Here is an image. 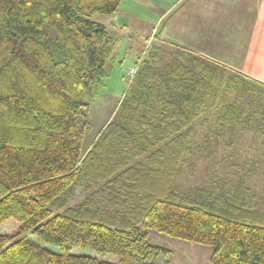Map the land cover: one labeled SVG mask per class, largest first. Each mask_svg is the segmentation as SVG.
I'll return each mask as SVG.
<instances>
[{
	"label": "trees",
	"instance_id": "16d2710c",
	"mask_svg": "<svg viewBox=\"0 0 264 264\" xmlns=\"http://www.w3.org/2000/svg\"><path fill=\"white\" fill-rule=\"evenodd\" d=\"M121 1L0 0V227L13 228L0 231V264H159L172 251L148 229L212 247V264H264L251 184L213 168L210 185H176L209 109L208 135L228 145L240 130L264 135L261 80L193 52L163 64L155 47L83 151L117 39L90 16Z\"/></svg>",
	"mask_w": 264,
	"mask_h": 264
},
{
	"label": "rangeland",
	"instance_id": "374dc122",
	"mask_svg": "<svg viewBox=\"0 0 264 264\" xmlns=\"http://www.w3.org/2000/svg\"><path fill=\"white\" fill-rule=\"evenodd\" d=\"M123 1L118 14L106 15L95 12L90 16L92 20L106 25L117 39L112 57L107 60L108 75L104 78L103 85L98 88L97 94L90 99V123L84 135L83 151L93 144L98 134L118 110L133 78L129 70L137 66L139 59L148 56L155 47L161 48L163 64L170 59V56L175 57L176 53L184 55L186 52L196 49L205 50L201 43L196 44L195 47L194 45L189 48L184 47L185 44L179 42L185 39L180 38L182 36L177 34L176 28L171 29L172 25L168 27L167 24L169 15L171 17L176 14L178 17L180 13L184 14L193 0ZM250 1L258 2L260 0ZM224 2L228 3L226 6L228 10L226 12L215 11L213 15L215 30L219 35L215 39L217 50L212 55L218 56L221 51L225 58H230L231 55L232 57L236 56L239 60L243 58V61L239 63L242 65L244 71L241 72L244 74L251 73L252 75V73L261 72L264 69V6L261 3L255 7L252 6L250 8L252 12L248 13V10H238L239 7L237 9L234 7L237 5L236 0H224ZM240 5L244 7L247 3ZM169 8H172V12L167 15ZM251 14H253L252 17ZM116 17L120 22L111 24ZM123 22L127 25H124ZM171 23L173 24V21ZM167 38L171 42L164 41ZM221 39L224 44L222 47L218 43ZM224 49L226 50L224 51ZM194 54L201 55L196 52ZM217 62L233 69V71H240L234 70L229 63V65L224 64L226 63L224 61ZM229 73L232 72L229 71ZM229 73L224 74L225 78ZM250 77L264 83V76ZM222 87L224 88L225 84ZM246 101L248 100L246 99ZM205 117L211 118L214 122L217 116H215L214 109L211 108ZM205 117L200 118L194 126L192 153L186 157L181 173L176 178V185L180 190L210 185L212 171L215 168L221 178L230 177L237 181L242 179L251 184L258 195L256 203L262 204L264 207V135L257 134L252 130H240L237 138L231 142V145H228L224 139L208 135L209 124L202 120ZM89 192L90 189L86 185L80 186L70 204L81 203ZM12 229V225L6 226L4 229L0 227V231H11ZM147 232L151 244L164 246L172 251L169 258L159 257L157 260L159 264H212L213 248L210 246L181 240L153 229H148Z\"/></svg>",
	"mask_w": 264,
	"mask_h": 264
},
{
	"label": "crops",
	"instance_id": "0c3cea01",
	"mask_svg": "<svg viewBox=\"0 0 264 264\" xmlns=\"http://www.w3.org/2000/svg\"><path fill=\"white\" fill-rule=\"evenodd\" d=\"M237 1V5H234V7L238 10H248L249 12L251 11V7H255L257 4H262V6H264V0H260L258 2H252L250 0H236ZM247 1V2H246ZM124 1H121L119 10L117 11L116 14L119 13L121 5ZM241 3H247L246 6H242L240 5ZM228 5V3L224 2V0H193L191 4H189L188 8H186V11L184 14H179L180 16L176 17V14H173L170 17V13L172 12V8H169V10L167 11V15L168 16V27L171 26V29L176 28L177 29V34H180L182 37L180 38H184L185 40H182L179 43L185 44L184 47H193L191 45L197 46L196 44H202L201 46L205 47V50H195L192 51L193 53H200L203 56L209 57L212 60L215 61H220V62H226L224 64H231V66L234 69H238L240 71H244L242 69V65H240V61H243V58L241 60H239L238 58H236V56L231 55V59L230 58H225L224 56H222L221 51H219L218 56L216 55H212L214 52H216V37L219 35L217 33V31L215 30V21H213V15L214 12H226L228 10V8L226 7ZM211 6V8H210ZM179 13V12H178ZM115 15V14H114ZM166 15V16H167ZM253 16V14H251V17ZM264 18V15H263ZM254 20V19H252ZM171 21H173V24L171 23ZM119 18L116 17L115 20H112L111 24H117L119 23ZM254 23V22H253ZM260 23H262V21H260ZM124 25H127L123 22ZM218 26V25H217ZM172 32V31H171ZM173 33V32H172ZM221 35V33H220ZM225 39V38H224ZM170 41V39H164V41ZM202 42H199V41ZM242 41V40H241ZM219 45L222 47V45L224 46L222 39L219 40ZM181 44V45H182ZM237 44H240L239 42H237ZM227 45V44H226ZM226 49H224L225 51ZM226 53V52H225ZM228 54V53H226ZM238 56V55H237ZM229 63V64H228ZM250 76H264V69L261 70V72L259 73H251L247 74Z\"/></svg>",
	"mask_w": 264,
	"mask_h": 264
},
{
	"label": "built area",
	"instance_id": "2783aa9c",
	"mask_svg": "<svg viewBox=\"0 0 264 264\" xmlns=\"http://www.w3.org/2000/svg\"><path fill=\"white\" fill-rule=\"evenodd\" d=\"M136 71H137V67H136V66H135V67H132V68L129 70V72H130V74H131L132 76L135 75Z\"/></svg>",
	"mask_w": 264,
	"mask_h": 264
},
{
	"label": "bare ground",
	"instance_id": "6f19581e",
	"mask_svg": "<svg viewBox=\"0 0 264 264\" xmlns=\"http://www.w3.org/2000/svg\"><path fill=\"white\" fill-rule=\"evenodd\" d=\"M133 77V76H132Z\"/></svg>",
	"mask_w": 264,
	"mask_h": 264
}]
</instances>
